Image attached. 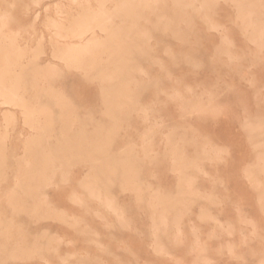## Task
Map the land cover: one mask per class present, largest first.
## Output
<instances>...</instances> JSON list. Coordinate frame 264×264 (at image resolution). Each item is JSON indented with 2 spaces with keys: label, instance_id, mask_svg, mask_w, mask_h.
<instances>
[{
  "label": "rangeland",
  "instance_id": "374dc122",
  "mask_svg": "<svg viewBox=\"0 0 264 264\" xmlns=\"http://www.w3.org/2000/svg\"><path fill=\"white\" fill-rule=\"evenodd\" d=\"M92 1L0 0V44L23 50L20 92L46 111L32 126L0 102V264H264V0H196L202 15L173 0ZM87 9L119 11L96 29L124 64L113 81L105 56H55L75 41L59 27Z\"/></svg>",
  "mask_w": 264,
  "mask_h": 264
},
{
  "label": "bare ground",
  "instance_id": "6f19581e",
  "mask_svg": "<svg viewBox=\"0 0 264 264\" xmlns=\"http://www.w3.org/2000/svg\"><path fill=\"white\" fill-rule=\"evenodd\" d=\"M134 1L135 0H124V1H122V3H133ZM143 1H146L147 2L148 0H143ZM156 1L157 2H160V1L164 2L165 0H156ZM195 1L196 0H173V2L177 5V7H182V6H185V5L186 6H190V7H192V8L195 9L194 11L196 12L197 15H202L201 14L202 13L201 10L197 9V7L195 5H193L195 3ZM202 1L205 2V3H207V2H210L211 0H202ZM235 1H241V0H235ZM243 1H248V0H243ZM240 7H241V10H240V12H241V18L243 20H245L246 22H248L249 24L254 25L253 27L256 28L257 26H255V23L252 22V21H253L254 17L256 16L255 14L257 13V11H255V9L252 8V7H246V6H240ZM203 8L204 9H207V6H203ZM79 12H78V14H79ZM126 12H127V14L129 16H132L134 14V12H132V11H126ZM117 13H119L118 10L115 11V12H110V15H108V12L102 11L100 9L99 10H90V9H87V10L83 11L80 15H78V17H76V20H74L73 22H71L69 26L59 27V29L57 30V34L60 37L72 38L75 41L66 42L64 44L61 43L62 45L60 47H58V49L56 51L54 50L55 51V56L58 57V58H60V59H62V60H64L67 65H70V66H79V67L80 66H84V65L85 66L86 65H91V66H94V67L96 65H101L102 64V60H103V58L105 56V58H104L105 64L106 65H109L110 64V65L115 66V69H107V68L103 69V73L105 75V78L108 79L109 81L115 80L114 74H115L116 69L119 66V64L116 62V60L114 58H116L115 56L118 55V54H116L113 49H111V51L108 50L109 49V45L107 44V41L101 39L97 35L96 29L101 30V33L104 32V31L111 30L112 29V24H113V22H112V18H113L112 15L117 14ZM178 19L179 20H182L183 19V16H179ZM56 26H59V25L56 24ZM4 28H5V21H3V22L0 23V36L3 35L2 32H3ZM110 35H111V38L109 39L110 42L112 41V42L115 43V42L118 41V38L116 36L114 37L113 33H110ZM23 56H24L23 50L19 46H17V44L15 43V40L14 39H11L10 41H8V43H6V45H1L0 44V102L2 104H6V105H10V106H16V107L21 108L23 110V113L25 114L27 120L31 123V125L33 124L32 126H35L34 124L36 122H40L41 121L40 115L43 114V113L45 114L46 111L43 108H38L37 106H32V105L27 104L23 93L20 92V89L22 88L23 83H24V78L22 77V75L16 73L15 66L17 68V64L18 63L21 64V59L23 58ZM120 67H124L123 62H122V66H119V68ZM122 71H123V69H122ZM47 73H51L50 69H47ZM201 74H203V73H201ZM216 76H218V75H216ZM47 94L50 97H55V98H61L62 97L59 94H54V93H47ZM125 95L126 96H129L128 94H125ZM114 96H117V94L114 95ZM120 96H121V94H120ZM122 96H124V94ZM10 109H12V108H10ZM45 116L46 115H44V117ZM11 119L12 118H11L10 115H7L5 117V121L7 123H10L11 122ZM45 119H46V117H45ZM51 120H52L51 117H47V119L45 121L46 122H49ZM214 124H216V123H214ZM41 128L43 129L44 126H41ZM239 128H240V126H239ZM34 144L35 145H40L41 144V141H39V140L38 141H33V142L31 141V142L28 143V145H34ZM177 158H178L177 161H180V163H181L182 162L181 161L182 160L181 157H177ZM249 159H250V157H249ZM0 161H1V159H0ZM26 162L28 163L29 162V159H27ZM241 167L243 168V166H241ZM20 168L29 169L31 167L28 166V165H26V166H21ZM201 168H203V167H201ZM31 177L45 178V177H47V175L45 173H39V174L31 175ZM244 181L247 182V179L244 180ZM248 182H247V184H248ZM92 184L93 183H87L86 184L87 190L89 191V193L91 195H100L102 193L101 188L100 187H94V186H92ZM93 185H95V184H93ZM188 185H190V183H188ZM127 188H132V187H127ZM188 192L189 193H193V191H189V190H188ZM181 193H185V191H183ZM105 204H106L107 207L113 208V204H112V202L109 199L105 201ZM10 205H13L15 207L14 209H17L18 208V211L19 212H24L26 210L24 208L23 204H21L20 207H19V204L17 206L16 203L10 202ZM171 206L173 207V209H175V207H176V205H174V204L171 205ZM256 207H257V205H256ZM222 208H224V207H222ZM36 209H37V207H36ZM197 209L199 210V208H197ZM163 210L166 211L167 208L164 206V209ZM111 212H113V211H111ZM184 236H185V233H184ZM208 248H209V246H208ZM187 251H188V249H187ZM95 252H96V250H95ZM152 252H154V251L152 250ZM84 254H86V253H84ZM186 254H187V252H186ZM221 256H222V254H221ZM168 258H170V256Z\"/></svg>",
  "mask_w": 264,
  "mask_h": 264
}]
</instances>
